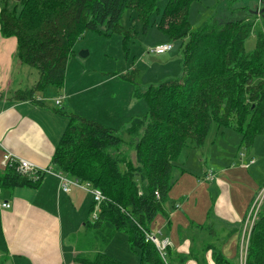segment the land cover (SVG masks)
Returning a JSON list of instances; mask_svg holds the SVG:
<instances>
[{
    "label": "trees",
    "instance_id": "1",
    "mask_svg": "<svg viewBox=\"0 0 264 264\" xmlns=\"http://www.w3.org/2000/svg\"><path fill=\"white\" fill-rule=\"evenodd\" d=\"M195 1L169 0L160 21L153 24L171 41H182L181 78L142 89L137 69L121 75L134 85L135 98L148 106L146 115L132 118L125 129L133 157L123 151L126 141L116 130L53 109L69 118L52 157L53 170L103 193L97 219L86 226L104 243L117 233L126 234L132 249L140 252V264H166L144 232L165 213L184 149L202 148L214 123L236 128L246 149L258 136L264 137V33L258 35L256 50L247 53L244 44L254 27L249 20H209L193 31L189 11ZM157 5L158 0H20L19 12L2 9L3 36L15 37L18 59L40 72L32 89L18 91L12 99L46 107L37 95L63 88L74 46L86 32L119 35L127 47L135 35L121 25L124 12L135 11L147 34L151 17L159 13ZM40 178L8 167L0 173V189L37 188ZM95 207L93 200L90 217ZM167 255L168 264H173L170 248ZM213 257L216 264H232L222 255ZM179 259L181 264L187 261L186 256ZM74 261L126 264L103 252L79 254ZM246 264H264V208L251 234Z\"/></svg>",
    "mask_w": 264,
    "mask_h": 264
},
{
    "label": "crops",
    "instance_id": "2",
    "mask_svg": "<svg viewBox=\"0 0 264 264\" xmlns=\"http://www.w3.org/2000/svg\"><path fill=\"white\" fill-rule=\"evenodd\" d=\"M19 2L20 0H0V12L4 8L11 11L19 8ZM17 48L16 38L3 36L0 26V173L5 170L3 162L8 154L27 160L40 169L52 167V157L69 124L68 117L53 111L54 108L58 109L56 105L58 99L61 101L59 109L62 112L81 116L116 131L126 129L132 118L146 115L148 106L144 100L135 98L133 85H127L126 94L120 101L115 97H111L108 104L94 101V96H89V93L97 90L88 91L83 82L84 79L92 77L79 66L80 74L76 75L78 82H74L72 77L70 79L68 65L63 88L56 89V97H47L50 104L37 95V99L45 102L46 107L32 102L13 100L12 97L16 92L32 89L39 80L34 79L30 87L23 86V73L34 74L35 71L24 67L17 57ZM171 79L166 76L162 82ZM98 84L101 85V82ZM204 161L206 160L202 158L200 161L195 160L194 170L188 171L181 168L178 176L180 175L181 179L188 176L194 181L193 175L199 171L198 174L201 175L197 177L199 181L209 180L210 174L211 180L214 181V173L203 170ZM187 172H191L192 175ZM40 179L41 182L37 188L0 189V259H4L6 263L10 261L12 264H30V262L31 264H75L76 255L105 253L97 244L93 247L84 244L81 248L78 244L69 245L65 249L61 239L62 228L72 227L68 220L63 219V207L69 213L73 209V215L78 207L80 212L77 211V214L82 215V228H85L87 232H93L96 240L100 238L97 232L90 226H86V222L90 219L86 220L85 217L86 215L90 217L93 204L91 193L76 187L70 193H64L60 188L59 179L50 174L42 175ZM218 184L220 193L212 200L210 214L219 219L225 227H217L213 222L208 226L203 223H193L190 231L196 233L194 236L186 237L181 234L184 231L181 227H175L176 235L171 233V237L167 236L162 240L159 238L161 241H169L173 264H181L180 256L187 257L184 264H216L213 254L222 255L227 260L223 249L233 235L237 237L239 255L243 222L251 203L248 202L239 210L233 202L230 185L222 180H219ZM187 202H190V199ZM4 204H9V209L4 208ZM187 207L190 208L189 203ZM175 208L180 210L183 208V203ZM165 213L170 229H172L173 219L179 225L182 218H176L178 213L173 214L172 220L171 213L168 210ZM153 231L155 233H152L158 237L164 233L162 227H157ZM206 232H209L210 238H206ZM117 234L112 236L108 243H104L101 237V242L110 245ZM221 234L224 235L221 236ZM201 235L205 238L198 239Z\"/></svg>",
    "mask_w": 264,
    "mask_h": 264
},
{
    "label": "rangeland",
    "instance_id": "3",
    "mask_svg": "<svg viewBox=\"0 0 264 264\" xmlns=\"http://www.w3.org/2000/svg\"><path fill=\"white\" fill-rule=\"evenodd\" d=\"M168 2L169 0H158L159 13L151 17L152 24L147 34L143 33V26L137 21L135 11L126 10L124 12L121 25L127 30H132L135 35V38L128 43L127 47L123 44V37L119 35L106 37L90 31L86 35L84 34L74 46V55L68 63L70 66V79L72 77L74 82H78L76 75L80 74L79 67L85 69L88 75L92 77L91 79H84L85 88H88V91L97 90L95 92L91 91L89 96H94V101L108 104L111 97H115L120 101L125 96L127 85L133 84H129V82L122 79L121 75L134 69L139 71L138 86L142 89H147L151 85H159L166 76L172 79L181 78L182 41H171L167 35L162 33L156 26H153L154 22L160 21L161 14ZM16 10L19 12L21 7ZM261 10H264V1L260 5V0H197L190 7L189 21L192 30L197 31L209 20L216 22L249 20L254 24V27L244 46L247 53H253L257 47L258 35L264 33V13H257ZM164 44H172L173 51L165 56H158L153 53L154 49ZM82 52H88L89 55L82 58L80 57ZM23 65L27 69L35 71L34 74L27 72L23 73L22 76L23 86L30 87L34 79H39L40 72L36 68ZM99 82H101V85L98 84ZM56 96L57 90L54 87L38 94V97L42 98L47 104H50L47 97L53 98ZM117 132L118 136L126 141L123 151L133 157L134 149L129 144L130 139L125 135V129H118ZM241 140V134L236 128L219 126L214 123L202 148L195 149L188 146L184 149L177 161L174 174L175 181L173 180L169 202L165 206V211L168 210L171 213V220L173 214L178 213L176 218H182L181 222L177 225V222L173 219L172 229H170L166 213H160L154 222L148 226L151 233L157 227H162L164 233L159 235L162 240L164 237H171V233L176 235L175 227H181L184 230L181 234L186 237L194 236L196 233L190 231L193 223H203L208 226L213 222L217 227H225L219 219L210 214L212 200L220 193L219 180L230 185L233 202L239 210L248 202L251 203L257 192L264 186V137L258 136L255 145L250 149H246ZM112 153L117 154L116 151H112ZM201 158L206 160L203 162V170L213 172L214 181H199L197 179L198 176H201L198 174L199 171L196 174L194 173V181L190 180L191 178L188 176L182 179L180 175L178 176L181 168L188 171L194 170L196 167L194 161H200ZM187 173L191 174V172ZM189 199L190 202H187ZM185 202L190 204V208H186L187 203ZM182 203L183 208L176 210L175 206ZM76 208L75 215H73V209L70 210L71 214L65 211L64 207L62 208L64 221L68 220L72 226L62 228L61 239L65 249L69 245L78 244L81 248L84 247V244L92 247L97 244L100 248H103L106 254L126 264L140 263V252L132 249L126 234H117L115 240L112 239V243L108 244L109 246L103 244L100 238L96 240L93 232H87L85 228H82V215L77 214L79 208ZM94 215L95 213H92V217L86 215L85 218L86 220L89 218L93 222ZM206 233V238H210L209 232ZM223 235L221 234V236ZM202 238L205 237L202 235L198 237V239ZM223 253L232 264H240V257L237 253V237L235 235L224 246ZM28 261L30 262V260ZM5 264L12 263L9 261Z\"/></svg>",
    "mask_w": 264,
    "mask_h": 264
},
{
    "label": "built area",
    "instance_id": "4",
    "mask_svg": "<svg viewBox=\"0 0 264 264\" xmlns=\"http://www.w3.org/2000/svg\"><path fill=\"white\" fill-rule=\"evenodd\" d=\"M172 49H173L172 44H164L154 49L153 53L156 55H164L170 52ZM60 104L61 101L58 99L56 101V105L59 106ZM3 166L5 169L8 167L17 166V171L19 173L33 177L35 180L39 179L41 175H45V174L56 176L60 181V188L64 193H70L74 187L91 193L93 200L96 203V207L94 211L95 213L94 219H97L99 206L105 200V196L100 190L94 189L86 183H81L77 180H73L62 173H58L54 171L52 167H49L47 169H40L36 167V165H34L33 163L24 159L15 158L11 154H8L4 157ZM208 179L209 180L212 179L211 174L209 175ZM3 207L9 209L10 205L4 204ZM263 208H264V186L253 198L248 213L246 215V218L243 222L241 241L239 247L240 264H246L251 234L254 225L258 220L259 214L262 212ZM144 234L146 240L148 242L153 243L156 246L161 258L166 264H168L167 251L170 248L169 241H161L156 234L151 233L149 231L148 232L145 231Z\"/></svg>",
    "mask_w": 264,
    "mask_h": 264
},
{
    "label": "water",
    "instance_id": "5",
    "mask_svg": "<svg viewBox=\"0 0 264 264\" xmlns=\"http://www.w3.org/2000/svg\"><path fill=\"white\" fill-rule=\"evenodd\" d=\"M263 1H264V0H260V5L263 4ZM257 13H258V14H262V13H264V10H261L260 12H257ZM88 55H89L88 52H82V53L80 54V57L85 58V57H87Z\"/></svg>",
    "mask_w": 264,
    "mask_h": 264
}]
</instances>
